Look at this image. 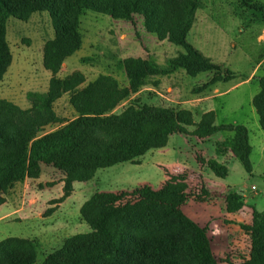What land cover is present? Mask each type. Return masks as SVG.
I'll return each instance as SVG.
<instances>
[{
	"label": "trees",
	"instance_id": "16d2710c",
	"mask_svg": "<svg viewBox=\"0 0 264 264\" xmlns=\"http://www.w3.org/2000/svg\"><path fill=\"white\" fill-rule=\"evenodd\" d=\"M241 2L264 11L257 3ZM200 6L198 0H0V81L12 60L6 40L9 17L26 22L35 13H46L53 31L42 47V65L50 73L46 92L28 93L27 109L0 98V205L15 182L38 179L44 165L63 176L62 195L50 200L44 213L50 216L71 195L73 182H87L99 169L138 164L139 158L165 148L169 136L177 134L206 139L218 132L231 133L215 144V155L231 154L250 174L252 149L245 126L217 125L213 111L195 122L187 109L149 104L133 103L116 113L130 91L112 77L100 75L81 87L85 82L81 73L59 76L64 61L81 48L80 19L91 11L131 24L140 17L147 33L178 47L169 62L172 68H181L190 77L211 75L193 93L228 82L235 73L212 62L187 40ZM64 94H69L76 114L68 121H61L53 108ZM257 113L264 131V107ZM55 123L59 127L44 131ZM196 161L216 178L227 177V167L215 159L197 155ZM188 177L186 173L170 176L158 189L143 185L130 191L95 192L79 209L89 231L65 239L41 264H220L211 250L207 227H199L180 211L185 202H201L211 195L203 185L200 194L191 195ZM224 202L228 214L244 206L238 193H227ZM240 228L249 247L247 257L237 264H264V209L252 208L250 223ZM36 259L35 241L0 240V264H35Z\"/></svg>",
	"mask_w": 264,
	"mask_h": 264
},
{
	"label": "rangeland",
	"instance_id": "374dc122",
	"mask_svg": "<svg viewBox=\"0 0 264 264\" xmlns=\"http://www.w3.org/2000/svg\"><path fill=\"white\" fill-rule=\"evenodd\" d=\"M198 1L201 6L196 11L187 40L212 62L224 65L235 73L234 79L217 85L220 93L209 100V104L212 105L217 125L246 127L252 148L249 157L252 172L247 173L240 161L234 158L229 163L226 178L215 177L213 184L207 176L204 184L201 180L190 184L191 195L200 194L202 185L208 192L212 189L211 195L201 202H185L180 211L199 227H207L211 250L220 264H237L247 257L249 243L246 234L241 228H235L233 222L229 224L231 229L222 224L224 219L234 218L223 209L226 192L244 196L247 208L258 211L264 209V146L261 144L264 131L257 113L264 107V11L252 10L243 5L241 0ZM247 1L249 5L257 3L264 8V0ZM80 20L81 48L64 61L59 76L62 78L79 72L85 78L81 87L100 75L112 77L120 88L130 91L129 97L116 107V113L133 103L184 109L183 106L188 107L184 103H189L191 95H197L193 93L194 88L201 86L211 76L200 73L190 77L183 69L172 68L169 62L180 49L166 41H158L147 33L140 17H135V23L131 24L86 11ZM52 36L46 13H35L26 22L12 17L7 19L6 40L12 60L0 81L1 99L27 109L30 107L26 97L28 93L46 92L50 73L42 65V47ZM201 107L206 106L188 107L195 121L199 120ZM53 108L61 121L76 116L69 105V94L57 100ZM57 127L59 123L47 126L44 131ZM188 129L191 131L194 128ZM231 135L229 132H218L204 141L197 138L199 143L192 136L171 135L165 147L167 152L154 151L156 153L153 154L166 169L174 166L176 168L173 170H178L177 167L185 163L190 169H195V156L212 157L215 144ZM139 159L142 165L121 163L97 170L90 181L93 192L130 191L143 186L144 181L157 188L163 170L154 165L153 155L149 152ZM42 169L40 179L43 182L53 180L56 183L59 180L58 173L49 171L54 170L52 167L42 165ZM176 174H169L168 177ZM53 182L46 186H51ZM252 185L255 191L251 190ZM32 186L34 195L39 196L37 188L40 186ZM40 193L47 199L59 197L56 189L48 188ZM84 194L87 193L82 192L81 196L84 197ZM255 196L257 200L252 199ZM147 200L154 199L149 197ZM78 201L67 199L59 210L56 207V211L47 217L44 213L49 208L48 204L46 209L42 206L34 210L33 220L20 223L9 219L0 222V240L20 237L35 241V264H41L45 256L59 248L65 239L89 231L88 225L80 218ZM3 210L10 208L5 207ZM38 214H41V219H38ZM240 220L244 222L245 217Z\"/></svg>",
	"mask_w": 264,
	"mask_h": 264
},
{
	"label": "crops",
	"instance_id": "0c3cea01",
	"mask_svg": "<svg viewBox=\"0 0 264 264\" xmlns=\"http://www.w3.org/2000/svg\"><path fill=\"white\" fill-rule=\"evenodd\" d=\"M232 48L235 49L233 46H232ZM232 51H234V50H232ZM218 84L219 83H216V84L210 86L208 89H206L205 91L207 92V94H206V92L203 91L200 94L191 95L192 98H189L190 99L189 103H188V101H186L184 104H188V107H191V106L197 107V106L202 105V104L204 106H206L205 108L201 107L202 111H201L200 115L203 113L209 112V111H213L212 105L209 104V102H211V101H209V100L213 99L215 95H218L220 93V91L217 87ZM188 107L183 106L184 109L191 111V108H188ZM195 122H197V121H195ZM188 131L191 132L193 130L190 131L188 129ZM178 135H180V134H178ZM183 136L191 137V136H186V135H183ZM195 139L199 143L200 140H198L196 137H195ZM204 140L205 139H203L202 141H204ZM200 144H201V142H200ZM261 144H262V146H264V138H262ZM154 151H158L159 153L164 154L167 152V149L163 148V149H159V150L149 151L150 155H153L154 165L159 167L161 169V171L163 170L162 178H161L160 184L158 185L157 188H159L162 185V183H164L169 178L168 177L169 174H174V173H177L176 175L181 174V173H186L189 176L188 178H189L190 184L195 183V181L197 182V180H201L202 183L204 184L207 176L209 177L210 182L215 184V180H214V179H216L215 176L206 167H201L197 161H196V168L195 169H190L186 163L183 164L181 167H177V168H179L178 170H173L174 166H172L170 169H166L163 167V165H162L163 163L161 162V160L155 157V155L153 153H156V152H154ZM200 157L205 159V160L215 159L217 162L224 164L227 167V169L229 167V163L234 159V157L231 154H228L224 157H217L215 155V152H214V155L212 157L208 158V157H204L203 155H200ZM195 159H196V156H195ZM138 161H139L138 164H133V165H142L141 160L139 159ZM166 170H167V172H166ZM49 171H51L52 173H58L59 174L60 178H58L59 180H57L56 183H54L53 180L43 182L40 179V176L43 174V169L41 166V174H40L38 179L30 180V179L25 178L21 181L15 182L12 185V187L7 191V193L4 196L5 202L2 205H0V222H3V221L5 222V221H8L9 219H11V221H19L21 223V222H24V220L35 219L34 210L39 209L42 206H44V209H46L49 201L53 200L51 198L47 199V197H44L43 194L40 193L44 189H48V188L56 189L57 192H59L58 196L60 197L62 195L63 176L55 170H49ZM262 177L264 178V174L262 175ZM90 181L91 180H89L87 182H73V184H72L73 191H72L71 195L68 198H66L63 202H65L69 198L70 199L73 198V202L74 201L77 202V200H79L78 201L80 204L79 206L81 207V205L95 193V192H93V186L90 183ZM41 182L43 184H41ZM52 182H53V184L51 186H49V187L46 186L47 183H52ZM142 184L152 187L146 181H144ZM32 185L40 186V188L39 187L37 188V190H39L38 191L39 196L34 195V193L32 191V189H33ZM157 188H154V189H157ZM119 191H121V190H119ZM210 191H212V189H209V192ZM223 191H225V190H223ZM82 192H85L87 194H84L85 196L83 197V196H81ZM226 195H227V192H226ZM242 198H243V202H244L243 208L234 214H229L232 217H234L233 220H231V218H230V219H224L222 221V224L223 225L226 224V226L229 229L232 228V226L229 225L232 222L234 223L235 228L236 227L240 228L241 225H243V224L247 225L251 221V208H247L245 206L244 196H242ZM252 199L257 200L256 196H255V198L252 197ZM63 202L57 206L58 207L57 210H59L62 207ZM5 207H8V209L10 208V210H6V211L3 210ZM80 207H79V209H80ZM41 209H43V208H41ZM223 209H224V207H223ZM248 214H249V216H248ZM243 217H245L244 222H243V220H240V218H243ZM41 218H42L41 214H38V219H41Z\"/></svg>",
	"mask_w": 264,
	"mask_h": 264
},
{
	"label": "built area",
	"instance_id": "2783aa9c",
	"mask_svg": "<svg viewBox=\"0 0 264 264\" xmlns=\"http://www.w3.org/2000/svg\"><path fill=\"white\" fill-rule=\"evenodd\" d=\"M251 189H252V191H255L256 190V188L254 186H252Z\"/></svg>",
	"mask_w": 264,
	"mask_h": 264
}]
</instances>
